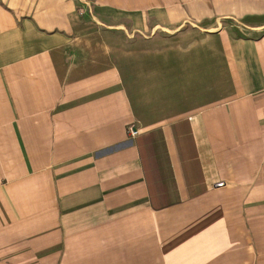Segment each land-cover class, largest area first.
Wrapping results in <instances>:
<instances>
[{
  "label": "crops",
  "instance_id": "1",
  "mask_svg": "<svg viewBox=\"0 0 264 264\" xmlns=\"http://www.w3.org/2000/svg\"><path fill=\"white\" fill-rule=\"evenodd\" d=\"M0 264H264V0H0Z\"/></svg>",
  "mask_w": 264,
  "mask_h": 264
},
{
  "label": "built area",
  "instance_id": "2",
  "mask_svg": "<svg viewBox=\"0 0 264 264\" xmlns=\"http://www.w3.org/2000/svg\"><path fill=\"white\" fill-rule=\"evenodd\" d=\"M135 133H136V129L134 128L133 125H130V126H129V134H130L131 136H133Z\"/></svg>",
  "mask_w": 264,
  "mask_h": 264
},
{
  "label": "water",
  "instance_id": "3",
  "mask_svg": "<svg viewBox=\"0 0 264 264\" xmlns=\"http://www.w3.org/2000/svg\"><path fill=\"white\" fill-rule=\"evenodd\" d=\"M222 184H223L222 181H218V182L215 183L216 186H218V185H222Z\"/></svg>",
  "mask_w": 264,
  "mask_h": 264
},
{
  "label": "rangeland",
  "instance_id": "4",
  "mask_svg": "<svg viewBox=\"0 0 264 264\" xmlns=\"http://www.w3.org/2000/svg\"><path fill=\"white\" fill-rule=\"evenodd\" d=\"M132 125V124H131ZM130 126V125H129ZM128 132H129V127H128Z\"/></svg>",
  "mask_w": 264,
  "mask_h": 264
}]
</instances>
